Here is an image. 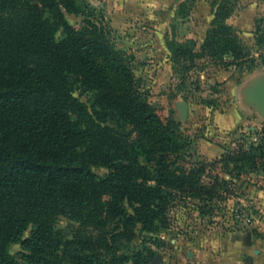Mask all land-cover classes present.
Wrapping results in <instances>:
<instances>
[{"label":"trees","instance_id":"16d2710c","mask_svg":"<svg viewBox=\"0 0 264 264\" xmlns=\"http://www.w3.org/2000/svg\"><path fill=\"white\" fill-rule=\"evenodd\" d=\"M213 4L198 50L168 43L174 64L188 72L198 60L225 70L264 66V19L257 22L256 58L227 23L239 0ZM88 7L82 0H0V264H22L10 254L14 244L26 252L27 264H130L142 254L107 262L92 251L62 249L67 242L56 236L57 221L103 228L104 216L113 215L132 240L138 226L148 233L167 228L177 199L213 202L230 194L220 176L204 181L207 165L188 166L190 141L178 123L160 117L137 85L131 61L97 21L88 17L79 29L68 22L66 14L91 16ZM76 92L90 96L88 103ZM216 163L257 171L264 149L237 143ZM94 166L109 174L100 178Z\"/></svg>","mask_w":264,"mask_h":264},{"label":"rangeland","instance_id":"374dc122","mask_svg":"<svg viewBox=\"0 0 264 264\" xmlns=\"http://www.w3.org/2000/svg\"><path fill=\"white\" fill-rule=\"evenodd\" d=\"M214 1L82 0L88 4L91 16L66 14L68 22L78 29L88 17L97 21L109 43L131 61L137 85L148 93L160 117L178 123L181 134L190 141L188 166L196 162L207 165L204 181L208 183L210 176L218 175L230 183V194L225 200L213 202L192 197L177 199L168 211L167 228L148 233L138 226L132 240L130 230L122 222L118 225L119 218L113 215L104 216L103 228L61 217L56 223V236L67 242L62 249L70 247L74 254L83 249L92 251L107 262L116 256L133 258L141 253L142 257L130 264H197L190 253L209 249L215 234L244 230L257 233L264 227V165L257 171H238L233 165L216 163L237 143L249 149H264V103L256 97L264 85V66L258 61L251 72L236 67L225 70L210 60H198V67L188 72L184 66L174 64L168 49L170 41L200 48L214 19ZM261 19L264 0H239L227 21L256 58L255 34ZM57 38H63L61 31ZM187 76L190 79L183 82ZM195 82L198 85L192 84ZM75 96L86 103L90 98L80 92ZM182 103L187 105L186 116L180 110ZM232 113L240 118L237 127L218 128L216 120ZM93 171L100 178L109 174L101 166H94ZM120 233L129 234L121 237ZM30 236L31 230L24 235ZM205 238L207 245H203ZM10 254L27 264L26 252L19 244L11 246ZM66 264L76 263L68 260Z\"/></svg>","mask_w":264,"mask_h":264},{"label":"crops","instance_id":"0c3cea01","mask_svg":"<svg viewBox=\"0 0 264 264\" xmlns=\"http://www.w3.org/2000/svg\"><path fill=\"white\" fill-rule=\"evenodd\" d=\"M240 122L235 113L216 120L221 130L234 129ZM204 241L203 245H207V239ZM208 248L190 253L197 264H264V227L257 233L253 230L217 233Z\"/></svg>","mask_w":264,"mask_h":264},{"label":"water","instance_id":"95a60500","mask_svg":"<svg viewBox=\"0 0 264 264\" xmlns=\"http://www.w3.org/2000/svg\"><path fill=\"white\" fill-rule=\"evenodd\" d=\"M256 97L261 102L264 103V85L258 89V91L256 92ZM180 110H181L183 116H186L187 115V105L186 104L182 103L180 105Z\"/></svg>","mask_w":264,"mask_h":264}]
</instances>
